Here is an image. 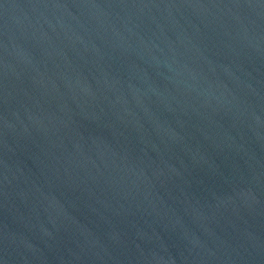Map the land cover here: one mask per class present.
I'll list each match as a JSON object with an SVG mask.
<instances>
[{"label":"water","instance_id":"obj_1","mask_svg":"<svg viewBox=\"0 0 264 264\" xmlns=\"http://www.w3.org/2000/svg\"><path fill=\"white\" fill-rule=\"evenodd\" d=\"M0 264H264V0H0Z\"/></svg>","mask_w":264,"mask_h":264}]
</instances>
